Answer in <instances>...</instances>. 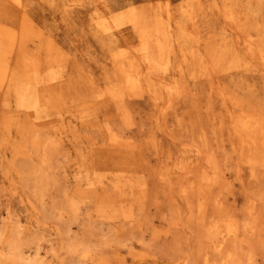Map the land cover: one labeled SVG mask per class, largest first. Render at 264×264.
<instances>
[{
    "label": "rangeland",
    "instance_id": "374dc122",
    "mask_svg": "<svg viewBox=\"0 0 264 264\" xmlns=\"http://www.w3.org/2000/svg\"><path fill=\"white\" fill-rule=\"evenodd\" d=\"M54 17L49 26L75 61L64 72L72 105L124 87L119 61L160 97L127 90L118 104L128 124L102 108L36 104L50 69L32 97L19 94L22 78L0 80V260L264 264V145L242 129L245 111L264 117V58L245 53L221 1L95 0ZM116 137L139 145L136 175L96 164L98 146Z\"/></svg>",
    "mask_w": 264,
    "mask_h": 264
},
{
    "label": "bare ground",
    "instance_id": "6f19581e",
    "mask_svg": "<svg viewBox=\"0 0 264 264\" xmlns=\"http://www.w3.org/2000/svg\"><path fill=\"white\" fill-rule=\"evenodd\" d=\"M95 0H0V80L9 79L15 75L26 82L19 89L21 97H32L30 93L39 75L52 71L48 78L52 80L35 96L36 104H45L57 111H83L94 114L97 108H102L108 117L122 116L128 124L132 123L131 112L121 103L126 91L138 93L142 89L155 90L157 99L160 97L158 85L151 79L143 85L140 70L125 61H119L126 75L124 87L116 86L102 98L90 104H71L70 87L66 85L64 72L75 61L61 38L52 31L48 23L50 13L54 18L60 13L86 9ZM221 9L227 21L236 24L244 32L245 53L249 56L264 58V0H220ZM16 74H13L15 73ZM242 129L248 132L252 143L264 145V117L254 111H245ZM140 147L134 140L112 138L105 146H98L95 155L96 164L100 167L111 165L121 175L137 174L143 166L142 159H132L133 152H139ZM264 157V153H261ZM258 162L257 156L250 159ZM100 164V165H99ZM116 209L125 208L131 212V207L124 203H115ZM146 254H136L128 263L117 255L113 258H97V264H145ZM0 264H7L0 260ZM183 264H191L184 260Z\"/></svg>",
    "mask_w": 264,
    "mask_h": 264
}]
</instances>
